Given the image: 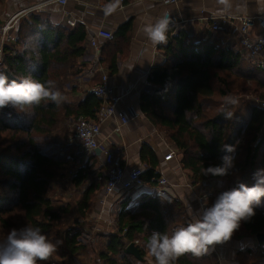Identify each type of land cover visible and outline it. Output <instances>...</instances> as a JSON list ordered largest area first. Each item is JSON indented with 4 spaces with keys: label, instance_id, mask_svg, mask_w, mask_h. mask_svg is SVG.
Returning a JSON list of instances; mask_svg holds the SVG:
<instances>
[{
    "label": "trees",
    "instance_id": "obj_1",
    "mask_svg": "<svg viewBox=\"0 0 264 264\" xmlns=\"http://www.w3.org/2000/svg\"><path fill=\"white\" fill-rule=\"evenodd\" d=\"M131 29L132 23L127 22L113 39L104 40L101 62L107 55L115 66ZM168 34L162 46L165 61L151 71L153 89L142 93L141 109L176 146L182 167L194 182L226 180V189L210 196V203L220 211L223 230L237 238L256 237L264 233V109L252 106L246 121L228 115L226 109L212 115L207 109L220 103L216 96L221 99L234 92L239 79L256 83L246 91L264 99V69L238 50L185 29L171 28ZM86 38L84 24H54L36 11L21 18L15 38L4 45L0 58V264H17L22 245L37 239L41 249L51 245V253L58 257L55 264H80L78 255L86 248L84 216L99 195L103 171L74 144L59 141L56 131L67 118L97 119L99 98L90 93L70 98L77 91L74 81L81 72L79 59L85 56ZM142 158L147 164L143 179L158 185L156 155L145 146ZM70 163L77 167L72 183L80 192L78 216L72 221L67 216L70 206L56 207L49 195L55 177L64 174ZM186 219L178 198L166 201L144 194L135 209L118 213L116 231L99 234L103 242L92 262L217 264L199 232L186 229ZM136 240L142 260L127 251ZM237 255L241 264H264V242Z\"/></svg>",
    "mask_w": 264,
    "mask_h": 264
},
{
    "label": "crops",
    "instance_id": "obj_2",
    "mask_svg": "<svg viewBox=\"0 0 264 264\" xmlns=\"http://www.w3.org/2000/svg\"><path fill=\"white\" fill-rule=\"evenodd\" d=\"M35 1L3 0L0 22L5 21L14 11L31 5ZM105 1L110 7L107 12L100 10L92 1L83 2L80 0H70L65 7L57 2H52L40 11L54 24L75 26L77 23H82L87 30L92 31L105 27L115 33L123 24L132 23V29L127 33L129 38L126 47L118 52L114 59L115 66L111 65L110 57L108 60L107 55H104L101 62L103 69L88 74L93 67L92 61L79 59L81 72L74 81L77 91L71 95L77 98L83 97L90 86L101 82L102 72L108 74L109 84L115 86L118 92L129 90V93L121 99L118 105V114L133 111L135 116L123 125H121L119 115L110 117L101 126V139L108 149L122 158L123 165L127 169L143 166L146 170L147 164L142 158V151L145 146L150 148L159 161L157 172L160 175V181L158 185L146 181L145 186L137 190L133 196L125 197L118 194L103 206L100 202V193L105 181L102 156L100 152L91 155L85 154V159L89 160L90 164L103 171V176L99 181V195L95 201L96 209H93L91 215L105 218L108 210L117 215L122 209L133 210L144 194L157 195L166 201L178 198L185 206L187 228L191 227L192 230L199 232L208 246L218 254L220 264H241L238 260V251L254 246L257 241L252 236L240 239L226 236L221 230L219 211L213 205L203 210L198 196V193L202 194L200 189L202 181L194 182L191 173L182 167L181 155L176 146L142 111L141 96L144 91L153 89L149 75L153 68L165 61L162 46L167 44L171 28L175 31L185 29L195 36L209 38L218 45L239 50L240 38L238 34L214 31L201 18L204 14L252 16L256 18V21L251 37L256 39L263 33L258 20L264 17V0ZM161 36L165 39H159ZM100 42L101 45L106 43L104 39H100ZM101 47L100 57L102 58ZM110 51L109 49L108 53ZM240 54L242 55L241 52ZM242 56L244 57V55ZM244 58L256 65L250 59ZM118 126H120L119 130L116 129ZM173 148L176 149V157L168 161L165 160V155ZM205 182L207 183L205 191L209 189L207 191L211 195L217 193L214 186L208 187L209 181ZM212 183L214 182L211 181L210 184Z\"/></svg>",
    "mask_w": 264,
    "mask_h": 264
},
{
    "label": "built area",
    "instance_id": "obj_3",
    "mask_svg": "<svg viewBox=\"0 0 264 264\" xmlns=\"http://www.w3.org/2000/svg\"><path fill=\"white\" fill-rule=\"evenodd\" d=\"M70 0H36L33 4L19 8L14 11L5 21L0 22V58L2 56L3 48L6 42L15 38V34L18 30L19 22L22 17L30 12H36L42 10L48 4L57 2L61 6L65 7ZM83 2L92 1L103 12L110 10V7L105 0H80ZM125 0H121L124 2ZM167 2H176V0H166ZM205 23L209 24L210 28L214 31H227L230 34H238L240 38V48L238 51L244 55V57L253 61L257 67L264 69V17L258 20L260 28L263 33L256 39H252V29L256 21V18L247 15H235V16H216L214 14H204L201 18ZM183 22V21H182ZM173 25V23H170ZM113 31L100 27L94 31L87 30L86 38V53L82 59H89L93 63V67L89 70L88 74H93L94 71L102 70L101 57H100V39L110 40L113 39ZM163 40L164 37H159ZM108 74L102 72L101 82L92 85L88 88L87 93L93 94L99 98L102 103L97 113V119L91 120L80 115L72 120V138L71 143L79 148L81 152L86 155L100 152L102 156V162L104 165L105 181L102 191L100 193V202L105 206L112 197L122 194L125 197L133 196L134 193L145 186L146 181L142 175L145 171L143 166L133 169H127L122 162V158L108 149L105 142L101 139V126L110 117L118 116L121 121V125L126 124L131 118L135 116L133 111L118 114V105L121 99L129 93V90L118 92L117 88L109 84ZM252 105L264 109V99L256 97L252 99ZM118 126L116 129L119 130ZM176 157V149L173 148L165 155V160H171ZM207 183L202 181L200 183V189L202 190L199 201L203 207L210 198L211 194L205 188ZM163 192V190H161ZM206 201V202H205ZM114 226V222H110ZM138 240L135 241V244Z\"/></svg>",
    "mask_w": 264,
    "mask_h": 264
},
{
    "label": "rangeland",
    "instance_id": "obj_4",
    "mask_svg": "<svg viewBox=\"0 0 264 264\" xmlns=\"http://www.w3.org/2000/svg\"><path fill=\"white\" fill-rule=\"evenodd\" d=\"M2 1L3 0H0V12L2 11V7H3ZM229 78L231 79L232 76H230ZM251 84H253V82L247 81L244 83L243 80L239 79L237 85L233 86V88H236L234 89V92H230L226 94L221 99L219 98V96L215 97L217 100L220 101V103L214 105L211 104L210 106H208L207 109L208 114L209 115L216 114L218 110L226 109L228 115L230 116L233 115L238 120L246 121L248 117V111L253 106L252 99L259 97L258 95L259 93L257 92L254 93V92L246 91L249 85ZM71 96L74 95H70V98ZM74 98L77 99L76 96H74ZM73 119L74 117L64 119L61 125L62 128L56 131L58 140L59 141L61 140V142H64L65 144L71 143L72 131H73V126H72ZM76 148L78 152H81L78 147ZM76 168L77 167H75V165H73L72 163L68 164L64 170V174L55 177L56 180L52 182V186L49 192L52 202L56 207L64 206L65 204H68L70 206L72 212L67 214V216L71 219V221L78 216L76 211V206H77V200L78 198H80V192L76 189V187L72 183V175L76 171ZM210 186H214L215 191L217 192H219L220 190L223 191V189L224 190L226 189V180L224 178L219 179L212 184H210L209 181L208 187ZM198 196L201 197V193H198ZM97 198L95 199V201L97 200ZM95 201L93 200L92 206L84 216V221L82 219L84 223V227L87 230V233L84 238L86 248L78 255L80 264H93L92 258L95 255V251L96 249L98 250L101 247L100 243L103 242L101 241V237L99 234L103 232H112V231L114 232L117 230V223H116L117 214H112L113 212L108 210V213H106L107 215L105 216V218L102 217L97 218L96 216H93V214L91 215L93 209H96ZM210 202L211 199L209 198L204 206V209L208 206H212ZM112 204L114 203L112 202ZM112 221L114 222V226L110 224V222ZM187 230H189V228H187ZM221 230L226 236L237 238L234 237L232 233L227 231L225 232L222 226H221ZM30 232L31 231H29V234H31ZM246 236L248 237L249 235H244L238 237L237 239ZM253 238L257 241L256 237ZM38 242H40V239H37L36 242L32 240H28L25 244L22 245L21 253L17 257V264H27L34 256H36L37 259L32 264H55V262L58 261V257L55 254L51 253V245L49 247H43L41 249L39 247ZM172 242L175 245L178 242V237H176L175 239L173 238ZM138 245H140V242ZM213 253L215 255L214 260H216L217 264H220L218 254H216L214 251ZM151 255L152 254H148V256Z\"/></svg>",
    "mask_w": 264,
    "mask_h": 264
},
{
    "label": "water",
    "instance_id": "obj_5",
    "mask_svg": "<svg viewBox=\"0 0 264 264\" xmlns=\"http://www.w3.org/2000/svg\"><path fill=\"white\" fill-rule=\"evenodd\" d=\"M256 238H257L258 243H263L264 242V233L257 234ZM127 251L130 254L134 255L139 260L143 259V257L140 254V251H139V249H138V247L136 246L135 243L129 244L128 247H127Z\"/></svg>",
    "mask_w": 264,
    "mask_h": 264
}]
</instances>
